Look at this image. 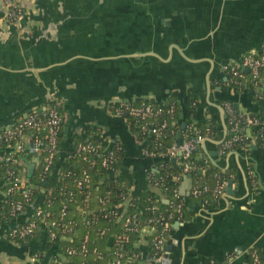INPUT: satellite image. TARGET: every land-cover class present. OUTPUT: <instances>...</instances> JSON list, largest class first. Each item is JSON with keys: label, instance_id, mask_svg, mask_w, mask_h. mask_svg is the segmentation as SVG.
<instances>
[{"label": "crops", "instance_id": "crops-1", "mask_svg": "<svg viewBox=\"0 0 264 264\" xmlns=\"http://www.w3.org/2000/svg\"><path fill=\"white\" fill-rule=\"evenodd\" d=\"M23 5L17 25L4 24L0 12V129L51 100L63 102L64 144L48 187L60 178L70 152L95 128L108 149L118 144L122 167L134 174L124 203L147 189L167 201L147 179L155 155L146 153L147 143L130 117L109 112L113 101L173 103L177 133L183 122L194 120L189 94L196 95L201 117L220 124L226 100L242 112L255 109L249 90L225 91L223 67L264 44V0H23ZM223 137L221 125L220 133H208L199 143L196 158L208 165L191 172L192 185L183 189L181 196L190 202L166 242L170 264H241L251 249L264 256V154L256 147L221 152ZM26 159L21 171L28 175ZM209 168L229 175L217 197L214 189L223 181L208 186ZM199 182L208 186L209 196L192 195ZM6 198L0 178V202ZM10 225L0 223V264H44L33 260L42 242L19 244L9 236ZM151 234L148 225L138 232L134 246L140 255L128 252L123 264L135 259L156 264L146 238Z\"/></svg>", "mask_w": 264, "mask_h": 264}, {"label": "trees", "instance_id": "trees-1", "mask_svg": "<svg viewBox=\"0 0 264 264\" xmlns=\"http://www.w3.org/2000/svg\"><path fill=\"white\" fill-rule=\"evenodd\" d=\"M244 73L246 75V89L249 90L255 104V109L249 112H244L243 117L244 119H251L247 125L249 124L250 132L255 136L254 144L252 143L248 146V149L253 148L255 145L258 152L264 154V124L261 122H254L253 120L254 118H257L260 121L264 120V80H261L263 83V89L256 90V80L252 78V75L248 70H245ZM261 74H264V69H262ZM224 88H226L225 91H227L228 88L226 85H224ZM187 99L191 105L190 114L195 119V122H192V120L189 119L186 122L187 124L183 133L193 132L194 127L199 130L202 136L211 132L220 133L221 124L218 120L214 117H201L196 95L189 94ZM169 104L170 102H167L166 106L168 107ZM177 118L178 114L174 116L165 114L152 118L156 123L167 121L168 127L161 137H156L151 134L150 131H147L145 135L142 134L139 131L138 124L132 120V124L134 125L135 130L138 131L141 140L147 143V149L154 152L155 156L151 158L156 161L149 167L148 171L154 178L158 179L157 186L166 195V202L157 191L147 189L139 196H132L128 203L125 204V197H127L131 188L134 186L135 180L134 174L122 167L123 163L121 154L117 161L109 168H105L100 162H97L94 166L90 167L86 160H83L82 157L78 156L77 145L74 150L70 152L66 165L60 166L61 174L58 181L53 182L52 185L48 187L47 182L51 179L53 171L59 165V157L64 144L62 132L59 138L60 153L50 162L46 160L44 154L34 173L31 176L27 175V185H30L32 190V202L34 200H41L40 198L43 197V188L47 187L50 190L49 199L51 200V204L48 208L52 212V216L48 220L57 221L58 224L51 227L52 230L57 232V237L54 240H51L48 228L44 226V221L40 220L39 228L34 236L19 239L17 242L23 246H30L32 242H42L43 245L39 249L34 250L33 253L38 256L40 262L44 264H55L54 259L58 257L60 258L61 255H66V248L68 246H79L84 236L88 234L89 241L87 246L89 252L87 255L82 256L77 254L74 256H67L68 260H63L62 264H109V262L113 260L116 250L120 248L127 254L129 252L130 254L140 255L139 250L134 246V240L139 238L138 231L128 233L129 237L127 240H124V238L118 239L113 236L114 232L119 233L123 221L131 218L133 215H136V220L140 222L139 226H145L152 223L160 229L164 222H166L165 220L160 219L161 214L169 216V214L173 213V217L168 220L172 231V224L176 220L184 218L187 205L190 202V198H184L179 194L180 182L173 179V176L181 171V165L177 160L161 155L166 152L170 145L174 142H178ZM33 134L38 136L41 135V132L35 130ZM181 138H183V134ZM246 141L249 142L250 138ZM81 142H91L95 145L100 144L102 148H105L108 144L107 140L95 128L92 129L91 132H89L88 137L83 138ZM117 147L118 144H116L114 150H117ZM245 147V143H238L234 146L236 149H245ZM196 152L194 164L197 169L194 172L198 173L200 168H206L208 163L205 162V159L196 158ZM46 164H49V170L42 173L43 167ZM84 168H88L92 180L89 185L85 186L81 191L77 188L73 179L79 177ZM117 168H120L118 174L114 172ZM7 170V166L0 162V178L9 179ZM205 177L206 184L211 188L217 180L220 179L223 181L229 179L227 173H220L213 168L207 170ZM198 184L202 187L205 185V183L201 182ZM23 188L25 187H22V189ZM22 189L17 190L14 195H9L6 200L0 202L3 211L6 212L9 209L13 200L21 198ZM70 190L76 192L74 197L66 194V192ZM210 194V191L203 192L201 198H205ZM87 197L88 200H86ZM100 199H105L106 203L102 204ZM31 200L25 203V208L27 210L31 208ZM179 200L184 202L182 213L174 211V207ZM64 203L68 206L67 216L61 219L60 208ZM46 204L47 201H43L42 206L46 207ZM109 209H113L118 214H121L122 218L117 221L115 217H104V213ZM82 210L85 211L86 214H83ZM91 218L95 219L94 222H89ZM150 219H152L151 223L149 222ZM70 220L74 221V228L72 231L65 232L62 225ZM103 228L108 229V232L101 236L99 231ZM155 234L156 232H153V234L146 236V238L152 241ZM109 241L110 244L108 245ZM95 248L101 251V258H98L93 253ZM254 251L259 254V264H264V256L256 249H251L245 256H243L241 264H254ZM48 258L50 259L49 261ZM60 259L62 260V258ZM136 261H138V259H135L130 264H137Z\"/></svg>", "mask_w": 264, "mask_h": 264}, {"label": "built area", "instance_id": "built-area-1", "mask_svg": "<svg viewBox=\"0 0 264 264\" xmlns=\"http://www.w3.org/2000/svg\"><path fill=\"white\" fill-rule=\"evenodd\" d=\"M24 5L23 0H0V12L4 13L3 22L6 25H17L20 23ZM22 30V28H21ZM264 69V44L259 50H248L242 54L238 61L230 62L223 67L226 79L224 85L228 88L236 89L237 91H243L246 89L245 70H248L252 75V78L256 80V90L263 89L264 74H261ZM264 90V89H263ZM109 112L115 116L127 115L134 122L138 124L139 131L142 134H146L150 131L151 134L156 137H161L168 127L167 121L156 123L152 120L153 117L160 115L170 114L174 116L176 113V106L172 103L168 107L164 104L155 106L150 102H131L128 100L113 101L109 104ZM224 109L226 112V122L228 126L227 136L222 143L221 152H225L229 149H233L238 143H245V148H248L254 140L250 132V126L247 125L251 119L243 118L244 112L236 108L233 102L226 100L224 102ZM66 110L63 102L60 100H51L44 108H35L30 111L24 118L14 122L11 126L0 129V162L4 163L8 170L9 179H4L6 184V191L8 196L14 195L17 190H21V198L15 199L11 202L9 209L5 212L0 206V223L11 222L9 227V236L12 240L18 241L30 236H34L39 228V221H44V226L48 228L49 236L51 240L57 237V232L52 230V226L57 225L56 220H48L52 216V212L49 210L51 200L49 199L50 190L46 187L43 188L41 200H31V186L27 185V175L21 171V166L26 159L31 161L34 158H38V164L42 156L45 154L46 160L49 162L60 153L59 138L63 132ZM195 120V119H194ZM192 122H195V121ZM254 122H261L264 124V120L260 121L257 118L253 119ZM35 130H39L41 135L36 136ZM184 131V130H183ZM181 143L174 142L170 145L166 152L162 153V156H168L174 158L181 165L182 169L179 173L173 176L174 180L180 181L182 176L187 173L196 171L197 167L194 164L195 152L198 150L199 143L203 136L199 130L194 127L193 132H184ZM193 134V135H192ZM250 138V141L246 140ZM119 150V147H118ZM79 157L86 160L90 167L94 166L97 162H100L105 168H109L119 158L117 150L102 148L100 144H93L91 142L79 143L77 148ZM147 154H154L146 148ZM98 157L99 161H98ZM49 170V164L44 165L42 173ZM119 168L114 172L118 174ZM61 174V173H60ZM147 179L152 186H157L158 179L154 178L152 174L147 172ZM92 177L88 168H84L79 177L73 179L79 190H83L85 186H88ZM225 182H219L215 189L214 195L217 197L224 192ZM208 190V186L196 185L192 189V195L195 197L201 196L203 192ZM69 196H75L76 192L70 190L66 192ZM72 197V198H73ZM126 199V197H125ZM31 200L30 209L25 208V203ZM88 200V197L86 198ZM43 201H47L46 207L42 206ZM102 204L106 203L105 199H100ZM184 202L179 200L174 207V211L182 213ZM67 204H62L60 208V217L63 219L67 216ZM24 216L23 221L18 219ZM104 217H115L120 220L121 214H118L115 210L109 209L104 213ZM173 217V213L169 216L161 214L160 219L165 220L162 227L159 229L156 225L152 224V219L149 220L151 224L148 226L153 232H156L152 241L150 242L153 251V260L156 264H170V258L166 251V242L171 232V225L168 220ZM95 219L91 218L90 222H94ZM14 221V222H13ZM140 222L136 220V215L126 219L122 223V228L119 233H115L116 238H124L127 240L130 232H139L143 230L144 226H139ZM63 230L72 231L74 221L70 220L63 223ZM103 236L108 232V229L103 228L99 231ZM89 235L86 234L79 246H68L66 248V255H61L54 259L55 264H62L63 260H68L67 256L82 255L86 256L89 252L88 248ZM93 253L101 258V251L97 248L93 250ZM254 264H259V254L254 251ZM128 258L126 252L121 248L117 249L114 253V258L109 264H123L124 260ZM33 260H39L35 255ZM211 264H215L214 260H211Z\"/></svg>", "mask_w": 264, "mask_h": 264}, {"label": "water", "instance_id": "water-1", "mask_svg": "<svg viewBox=\"0 0 264 264\" xmlns=\"http://www.w3.org/2000/svg\"><path fill=\"white\" fill-rule=\"evenodd\" d=\"M227 91L229 92V94L231 95V92H233L232 94H236L237 90L236 89H232V88H228ZM231 98V97H230ZM232 101V100H231ZM233 102V101H232ZM234 103V106L237 107L238 105ZM221 125H222V129L224 131V137L220 140V143L222 144L223 141L226 138V132L228 130V126H227V122H226V112L225 109L223 108V112H222V118H221ZM186 127V123L183 122L181 125V129L178 131L177 133V137H178V142L181 143L182 141V130ZM256 147V146H254ZM173 160H175L174 158H172ZM38 161V158H34L32 159V162L28 161V175L31 176L34 172V167H35V162ZM192 173H188L184 176L185 179V183L184 185L180 188L179 190V194L180 195H184L183 189L184 188H189L192 185ZM232 187V182H229V188ZM230 190V189H229Z\"/></svg>", "mask_w": 264, "mask_h": 264}, {"label": "bare ground", "instance_id": "bare-ground-1", "mask_svg": "<svg viewBox=\"0 0 264 264\" xmlns=\"http://www.w3.org/2000/svg\"><path fill=\"white\" fill-rule=\"evenodd\" d=\"M137 101V100H136ZM122 159V158H121ZM195 184V183H194ZM90 222V221H89ZM96 222V221H95ZM153 258V257H152Z\"/></svg>", "mask_w": 264, "mask_h": 264}]
</instances>
